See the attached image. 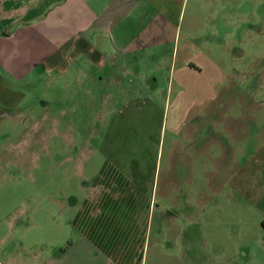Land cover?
Here are the masks:
<instances>
[{
  "label": "rangeland",
  "instance_id": "obj_1",
  "mask_svg": "<svg viewBox=\"0 0 264 264\" xmlns=\"http://www.w3.org/2000/svg\"><path fill=\"white\" fill-rule=\"evenodd\" d=\"M182 18L101 85L75 64L22 84L0 115V264H264V0Z\"/></svg>",
  "mask_w": 264,
  "mask_h": 264
},
{
  "label": "crops",
  "instance_id": "obj_2",
  "mask_svg": "<svg viewBox=\"0 0 264 264\" xmlns=\"http://www.w3.org/2000/svg\"><path fill=\"white\" fill-rule=\"evenodd\" d=\"M205 1L192 3L203 6ZM188 2L0 0V115L4 116V109L16 110L25 98L23 87L27 85L22 84L34 73L65 75L75 64L78 72L83 66L90 67L87 78L91 85L103 84L101 74L115 63L114 57L123 64L133 53L172 41ZM198 15L191 17L199 19ZM132 204L137 206L135 200Z\"/></svg>",
  "mask_w": 264,
  "mask_h": 264
}]
</instances>
